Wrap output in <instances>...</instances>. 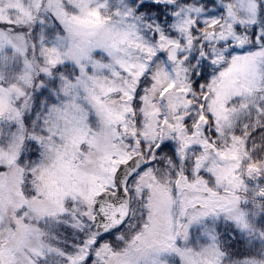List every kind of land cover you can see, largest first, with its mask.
I'll return each mask as SVG.
<instances>
[{
	"label": "snow or ice",
	"instance_id": "obj_1",
	"mask_svg": "<svg viewBox=\"0 0 264 264\" xmlns=\"http://www.w3.org/2000/svg\"><path fill=\"white\" fill-rule=\"evenodd\" d=\"M0 264H264V0H0Z\"/></svg>",
	"mask_w": 264,
	"mask_h": 264
},
{
	"label": "rangeland",
	"instance_id": "obj_2",
	"mask_svg": "<svg viewBox=\"0 0 264 264\" xmlns=\"http://www.w3.org/2000/svg\"><path fill=\"white\" fill-rule=\"evenodd\" d=\"M198 232H199V228L198 227L193 229V237H192V243L193 244H195V242H196V237H197Z\"/></svg>",
	"mask_w": 264,
	"mask_h": 264
}]
</instances>
